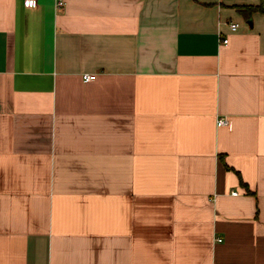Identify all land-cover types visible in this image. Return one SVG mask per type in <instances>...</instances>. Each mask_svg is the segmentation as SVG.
I'll return each instance as SVG.
<instances>
[{"label": "crops", "instance_id": "obj_1", "mask_svg": "<svg viewBox=\"0 0 264 264\" xmlns=\"http://www.w3.org/2000/svg\"><path fill=\"white\" fill-rule=\"evenodd\" d=\"M58 1L0 0V264H264V0Z\"/></svg>", "mask_w": 264, "mask_h": 264}, {"label": "built area", "instance_id": "obj_2", "mask_svg": "<svg viewBox=\"0 0 264 264\" xmlns=\"http://www.w3.org/2000/svg\"><path fill=\"white\" fill-rule=\"evenodd\" d=\"M39 0H24V5L27 7V8H32V7H34L36 4H37V2H38ZM57 6L59 7V8H63L64 6H65V3H64V1L63 0H59L58 1V3H57ZM239 24H231V29L233 30V31H237L238 29H239ZM224 44H226V43H228V40H221ZM83 79H84V81H85V83H90V82H93V81H95L96 80V75H91V74H85L84 76H83ZM218 125L219 126H228V125H230V122H229V120H227V119H220L219 121H218ZM234 195H237V193H234ZM221 241V240H220Z\"/></svg>", "mask_w": 264, "mask_h": 264}, {"label": "trees", "instance_id": "obj_3", "mask_svg": "<svg viewBox=\"0 0 264 264\" xmlns=\"http://www.w3.org/2000/svg\"><path fill=\"white\" fill-rule=\"evenodd\" d=\"M245 10H250L251 12H255V11H263L264 12V7H254V6H250V7H245Z\"/></svg>", "mask_w": 264, "mask_h": 264}]
</instances>
